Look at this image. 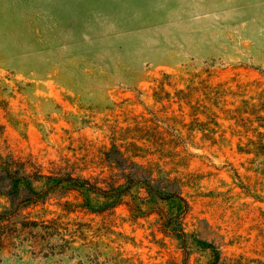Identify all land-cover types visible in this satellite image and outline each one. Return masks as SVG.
<instances>
[{"label": "rangeland", "instance_id": "374dc122", "mask_svg": "<svg viewBox=\"0 0 264 264\" xmlns=\"http://www.w3.org/2000/svg\"><path fill=\"white\" fill-rule=\"evenodd\" d=\"M112 149L178 181L185 245L183 200L133 182L29 204L56 232L2 236L0 264H264V0H0V155L93 180Z\"/></svg>", "mask_w": 264, "mask_h": 264}, {"label": "trees", "instance_id": "16d2710c", "mask_svg": "<svg viewBox=\"0 0 264 264\" xmlns=\"http://www.w3.org/2000/svg\"><path fill=\"white\" fill-rule=\"evenodd\" d=\"M105 161L110 168V172L104 176H97L93 180L82 175H73L67 168L72 169L73 163L68 159L63 160V166L54 165V171L44 174L40 171V165H36L30 157L23 158L13 154L0 155V195H4L9 200V206L0 211V247L2 236L12 235L20 230L36 228L38 225L44 229V234L52 235L55 231H48V224L36 222L29 218L27 214H21L20 210L26 208L29 204H35L38 200H44L46 194L55 193L65 195L74 192L75 198L80 197L84 201L83 195L90 191H101L106 194L107 207L114 208L121 202V195L126 188L133 182L144 184L147 193L150 196L165 195L167 197H179L183 204L179 209V215L169 219L167 225L162 222V229L169 230L178 238L182 245L187 242V234L183 231L180 219L189 209L188 203L179 195L181 187L177 180L169 181L166 178L155 179L152 170L143 165L126 158L118 149H112L105 153ZM50 163H53L50 162ZM45 179L48 182L44 190L36 191L35 181ZM123 180V181H121ZM163 182L160 188L157 184ZM99 184H102L100 186ZM172 185L174 188L172 189ZM43 194L40 196V194ZM131 209V203L123 201ZM63 206L65 210L73 211L75 208L70 201H65ZM164 217V216H163ZM165 220V219H163ZM170 227L169 223H172ZM85 223H79L80 226ZM57 225V224H56ZM59 225V224H58ZM57 225V226H58ZM54 230V229H53ZM82 234V233H81ZM84 237V235H82ZM210 264V263H209Z\"/></svg>", "mask_w": 264, "mask_h": 264}]
</instances>
